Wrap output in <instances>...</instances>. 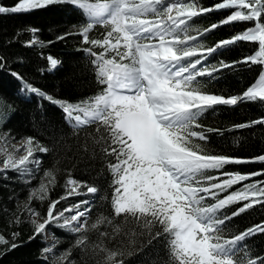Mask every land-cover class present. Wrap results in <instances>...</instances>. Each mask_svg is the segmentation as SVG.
Segmentation results:
<instances>
[{
  "label": "snow or ice",
  "instance_id": "6c2138e0",
  "mask_svg": "<svg viewBox=\"0 0 264 264\" xmlns=\"http://www.w3.org/2000/svg\"><path fill=\"white\" fill-rule=\"evenodd\" d=\"M37 11L77 21L53 22L47 42L39 27L0 42L14 94L39 101L25 128L12 126L16 100L0 95V261L28 249L19 264H264V147H213L215 136L264 129V0L0 6ZM26 34L27 48L63 43L64 54L38 53L47 67L36 71H63L84 91L38 85L10 51ZM248 106L261 111L230 126L205 119Z\"/></svg>",
  "mask_w": 264,
  "mask_h": 264
},
{
  "label": "trees",
  "instance_id": "16d2710c",
  "mask_svg": "<svg viewBox=\"0 0 264 264\" xmlns=\"http://www.w3.org/2000/svg\"><path fill=\"white\" fill-rule=\"evenodd\" d=\"M17 0H0V6H12ZM71 19L72 23L77 21V16L73 13L57 12V13H46L42 11H37L35 13H21V14H5L0 15V42L11 38L17 31H23L26 27H39L41 28L40 39L47 42L48 39H53L51 33L49 32V26H53V22L63 24ZM201 23H205L202 21ZM31 38V34L23 35L20 44H16L10 49L12 53H17L23 57L27 62V70L30 74L35 73L34 79L37 81L38 85H44L45 90H54L58 93H62L63 97H67L69 94H78L84 91L83 88H79L76 85L64 81V72H53V73H43L40 74L36 71L39 68H46V62L43 57L38 55L42 52L43 56L48 54H64L68 51V48L63 43H58L50 48L39 49L38 47L27 48L23 46V41ZM212 37L211 39H215ZM60 58V57H58ZM72 65H67L65 71H72ZM77 75H80L79 69H76ZM90 75L85 72L83 76L77 81V84H86L90 79ZM251 78V74H249ZM63 86L61 87V85ZM226 85H218V87H224ZM15 92V82L8 76L7 72L0 71V95L9 94L12 99L16 100L18 106V112L14 116L12 121V126H22L25 128H30V118L33 109L37 106V99H20L14 94ZM91 94V93H87ZM47 105V102H44ZM49 115H58L59 110L55 106L48 105ZM261 109L259 106H248L244 108L237 109L232 112L226 108L217 109L214 113L206 114V121L209 124L218 125L221 127L230 126L231 122H242L248 117L255 118ZM242 137L239 145L233 143L234 137ZM215 144L213 147L219 146V148L224 151L240 153L243 149L244 153L256 151L260 147H264V129L259 127L252 130H241L235 133H225L223 137L215 136L213 137ZM49 159L50 158H47ZM2 196V193H0ZM261 213L259 211L252 214L251 219L259 220ZM238 224H248L250 223L249 218L237 221ZM2 226V225H0ZM27 231V230H25ZM27 236H24L26 239ZM28 249H20L14 254L8 256L4 260L0 261V264H19L21 260L27 259L28 257L25 253Z\"/></svg>",
  "mask_w": 264,
  "mask_h": 264
}]
</instances>
